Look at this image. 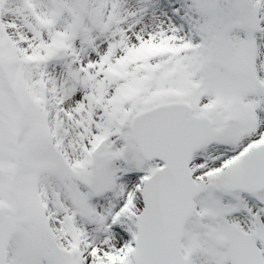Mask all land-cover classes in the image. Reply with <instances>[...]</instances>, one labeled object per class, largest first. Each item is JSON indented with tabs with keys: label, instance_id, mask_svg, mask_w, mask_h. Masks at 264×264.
Here are the masks:
<instances>
[{
	"label": "snow or ice",
	"instance_id": "6c2138e0",
	"mask_svg": "<svg viewBox=\"0 0 264 264\" xmlns=\"http://www.w3.org/2000/svg\"><path fill=\"white\" fill-rule=\"evenodd\" d=\"M0 264H264V0H0Z\"/></svg>",
	"mask_w": 264,
	"mask_h": 264
}]
</instances>
